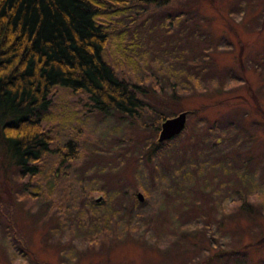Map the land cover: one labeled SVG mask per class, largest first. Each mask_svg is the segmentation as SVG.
Segmentation results:
<instances>
[{"label": "rangeland", "instance_id": "374dc122", "mask_svg": "<svg viewBox=\"0 0 264 264\" xmlns=\"http://www.w3.org/2000/svg\"><path fill=\"white\" fill-rule=\"evenodd\" d=\"M261 5L264 8V0L132 5L121 19L128 41L139 46L132 53L137 60V51L145 54L142 74L160 77V84L145 86L153 92L144 96L148 108L134 119L115 111L84 115L85 93L54 89L50 109L57 139L51 148L66 151V142L73 141L78 149L77 157L61 164L63 177L58 178L54 197L63 188L65 198L56 207L52 203L59 200L46 196L54 152L45 157L32 181L0 165V264H237L244 260L264 264V245L252 244L264 238V204H244L237 191L239 182L250 184L257 180L254 173L264 170V156L254 159L247 166L252 176L243 179L240 162L247 151L264 154V72L261 65L254 68L264 55V17L256 12ZM111 48L108 45L110 53ZM239 53L247 80L231 86L228 74L245 77L234 64ZM162 61L172 67L164 71L158 65ZM192 75L204 82L203 87ZM163 102L172 105L162 109ZM181 111H190L183 132L163 145L162 156L147 158L149 147L158 143L159 131L155 134L141 123L151 122L158 112L171 117ZM254 118L258 119L255 125ZM230 149V158L238 159L237 167L225 156ZM83 183L85 189L114 191L105 202L108 221L89 212L82 219L73 209L71 201ZM138 192L144 196L142 201L136 197ZM99 197L92 193L86 201L96 203ZM256 200L253 194L247 198V202H260ZM223 204L228 205L226 212L219 207ZM213 216L222 225L215 234ZM60 218L64 225L58 223ZM13 230L24 249L11 260L13 254L1 241ZM208 235L216 246L209 244Z\"/></svg>", "mask_w": 264, "mask_h": 264}, {"label": "trees", "instance_id": "16d2710c", "mask_svg": "<svg viewBox=\"0 0 264 264\" xmlns=\"http://www.w3.org/2000/svg\"><path fill=\"white\" fill-rule=\"evenodd\" d=\"M172 2L173 0H0V165L5 169L6 167L16 169L20 179L28 176L32 181L43 165L45 157L54 152L57 156L48 172L46 196L53 201L59 200L56 201L57 203H52L56 207L62 205L60 202L65 198L62 185L59 186L62 188V193L54 197L56 187L60 184L58 178L63 177L60 171L61 164L66 159L77 157L78 149H74L76 143L73 141L66 142V151L57 147L51 148L57 139L53 134L54 117L50 109L51 96L55 94L54 89L62 87L69 91L85 93L88 100L84 105V115L93 112L107 115L115 111L122 118H138L137 115L148 108L143 102L144 96L153 93L151 89L145 87L146 84L154 81V85L160 84L158 80L160 77L157 79L149 73L140 72L141 58H144L145 54L137 51L136 56L139 59H135L132 49L139 50V46H136V42L128 41L126 26L121 19L126 16L132 5L165 7ZM247 5L243 3L241 6ZM261 8L264 11L261 5L256 12L264 17ZM256 20H258L257 14ZM262 20L264 21V18ZM135 38L136 36L134 40ZM108 45L112 46L111 53ZM241 54L235 57L234 64L237 65L240 74L244 72L245 77L242 80V77L238 79L228 74V79L233 80L230 82L231 86L235 84L239 86L240 82L244 83L247 80L244 71L246 65ZM263 56L258 57V62H254V68L257 69L261 65L264 72ZM171 64L162 61L158 65L165 71V67L167 70L172 67ZM129 68L132 69L130 72H128ZM169 76L168 78L175 77L171 74ZM191 78L198 81L197 76L192 75ZM188 82L189 79L186 84ZM198 82L203 87L204 82ZM172 86L171 89L176 88V84L173 83ZM170 104L172 105L171 102H163L159 107L167 109ZM252 107L255 109V104ZM151 113L153 116V112ZM169 116L158 112L151 122H142L141 126L154 130L156 134L161 122ZM252 121L255 125L258 119L254 118ZM240 129L241 125L237 132L239 135L243 128ZM178 136L172 139L175 140ZM244 137L248 136L244 135ZM240 139L241 137L233 143L234 148H238ZM167 142L171 141L153 142V146L149 147L147 158H151L154 154L162 156L163 145ZM230 151L231 149L225 156L231 165L237 167L235 164L238 159L236 162L231 159ZM247 153L241 156L240 160L243 179L252 176L247 166L254 159L259 161L264 156L263 153L257 156L252 151ZM254 174L257 180L251 181L250 184L244 180L239 182L237 191L241 194L239 199L242 203L258 206L264 204V178L259 181L264 170ZM85 185L87 184L81 185L80 192H77L72 199L73 209L82 219L86 218L89 212L91 215L99 213L98 217L103 216L104 220L108 221L109 211L105 202L113 197L114 191L108 193L90 186L85 189ZM224 186L228 189L230 185ZM37 189L43 190V187ZM242 189L247 191L246 194ZM38 193L43 192L38 191L36 194ZM92 193L102 195L100 202L93 203L91 199L86 201ZM251 194L260 202H247ZM133 199L137 202L135 195ZM223 200L226 203L229 199L226 197ZM80 204L84 205L83 210L79 208ZM219 207H223L226 212L228 205L223 204ZM211 219L212 232L215 229L218 232L217 227L222 225L216 223L217 216ZM58 223L64 225L65 220L60 218ZM14 232V230L11 233L6 232L5 240L1 241L7 253L13 254L11 260L21 248L24 249L23 245L18 246L21 239ZM213 239L208 235L209 244L216 246V242L211 241ZM252 244L264 245V238ZM246 261L237 264H245ZM260 261L263 262V259L261 258Z\"/></svg>", "mask_w": 264, "mask_h": 264}, {"label": "water", "instance_id": "95a60500", "mask_svg": "<svg viewBox=\"0 0 264 264\" xmlns=\"http://www.w3.org/2000/svg\"><path fill=\"white\" fill-rule=\"evenodd\" d=\"M186 118H187V112L182 111L172 117H168L165 120H163L160 126V131L158 134L157 141L163 142L178 135L185 127ZM136 197L139 201L143 200V195L140 192L136 194ZM100 198L101 197L96 199V201H99Z\"/></svg>", "mask_w": 264, "mask_h": 264}]
</instances>
